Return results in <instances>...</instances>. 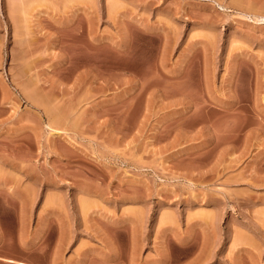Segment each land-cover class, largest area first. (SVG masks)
<instances>
[{"label": "rangeland", "instance_id": "1", "mask_svg": "<svg viewBox=\"0 0 264 264\" xmlns=\"http://www.w3.org/2000/svg\"><path fill=\"white\" fill-rule=\"evenodd\" d=\"M7 259L264 264V0H0Z\"/></svg>", "mask_w": 264, "mask_h": 264}, {"label": "bare ground", "instance_id": "2", "mask_svg": "<svg viewBox=\"0 0 264 264\" xmlns=\"http://www.w3.org/2000/svg\"><path fill=\"white\" fill-rule=\"evenodd\" d=\"M11 7H14V6L11 5ZM16 7H17V5H16ZM16 7H15V9H16ZM15 9H14V11H15ZM14 11L13 10L11 11V12H13V15H14ZM6 261L9 262V263H13V264L14 263H17V264H27V263H24V262H16V261L11 260V259H7Z\"/></svg>", "mask_w": 264, "mask_h": 264}, {"label": "crops", "instance_id": "3", "mask_svg": "<svg viewBox=\"0 0 264 264\" xmlns=\"http://www.w3.org/2000/svg\"><path fill=\"white\" fill-rule=\"evenodd\" d=\"M10 264H12V263H10Z\"/></svg>", "mask_w": 264, "mask_h": 264}]
</instances>
